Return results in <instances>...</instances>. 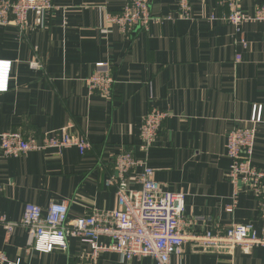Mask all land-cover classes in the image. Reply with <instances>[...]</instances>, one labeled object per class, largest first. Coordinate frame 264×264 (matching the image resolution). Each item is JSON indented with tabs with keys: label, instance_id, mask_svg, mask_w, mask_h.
Wrapping results in <instances>:
<instances>
[{
	"label": "crops",
	"instance_id": "obj_1",
	"mask_svg": "<svg viewBox=\"0 0 264 264\" xmlns=\"http://www.w3.org/2000/svg\"><path fill=\"white\" fill-rule=\"evenodd\" d=\"M127 1L52 0L42 26L33 14L23 33L0 26V63H10L7 88L0 92V135L14 131L39 139L66 131L90 145L83 155L75 147L0 155V216L19 223L27 203L44 210L51 202H69V218L114 209L115 189L106 186L114 158L123 150L144 156L139 130L154 108L170 116L149 150L148 166L162 190L185 195L183 231L251 223L260 235L264 181L261 198L241 187L235 210L226 212L231 188L225 144L227 134L247 125L260 106L252 165L264 173L262 25L246 23L236 33L221 20L228 10L218 0H188L190 20L177 18L179 0H150L152 16L169 19L126 36L105 22V14L121 11ZM261 1L241 0L239 9L252 15ZM32 60L42 69H30ZM103 63L115 79L108 97L90 94L86 86ZM27 239L22 227L10 235L0 229V254L11 264H74L88 254L86 246L68 239L66 251L42 255L27 247ZM99 264L156 263L104 253ZM171 264H264V247L222 255L188 241Z\"/></svg>",
	"mask_w": 264,
	"mask_h": 264
},
{
	"label": "built area",
	"instance_id": "obj_2",
	"mask_svg": "<svg viewBox=\"0 0 264 264\" xmlns=\"http://www.w3.org/2000/svg\"><path fill=\"white\" fill-rule=\"evenodd\" d=\"M241 0H218V5L227 8L228 13L221 20L230 25L236 33L246 23L262 25L264 40V1L258 4L252 15L239 9ZM53 9L52 0H0V26H15L19 33L29 29L27 18L35 16V24L42 26L44 18ZM180 20L192 18V7L188 0H179L175 10ZM166 17H154L150 12V0H128L121 11L105 14V22L115 26L123 35L147 32L153 24H161ZM214 18L212 17L211 20ZM0 74V92L6 90L10 63ZM30 69H42L35 60L28 64ZM115 79L108 64H99L98 70L86 80L90 94L108 97ZM169 112L151 109L142 120L139 151L142 158L132 152H119L113 162L114 173L107 178L106 186L115 189L116 206L112 210H90L79 218L68 217L69 202H51L43 210L27 203L19 223L10 222L0 216V229L10 235L14 228L27 231V247L39 254L49 255L55 250L66 251L67 240L76 239L86 246L88 254L77 258L74 264H99L104 253H114L121 260L150 258L156 264H171V258L179 256L183 245L194 242L203 251L231 255L234 250L248 255L256 247H264V229L257 234L251 223H232L224 228L214 226L201 234L183 231L185 195L161 189L154 179V170L148 166V153ZM261 122V107L254 106L247 125H238L226 136L225 152L229 160L227 181L231 188L227 213H233L241 187H248L258 198L262 197L264 173L252 165L256 127ZM75 147L81 155L90 148L85 138H78L66 131L53 136H24L19 132H4L0 135L2 158H17L32 151L53 149L58 153ZM128 180H132L130 185ZM133 185V186H132ZM3 187L0 184V193ZM264 220V213L261 215ZM101 239H106L107 243ZM0 264H11L0 254Z\"/></svg>",
	"mask_w": 264,
	"mask_h": 264
},
{
	"label": "trees",
	"instance_id": "obj_3",
	"mask_svg": "<svg viewBox=\"0 0 264 264\" xmlns=\"http://www.w3.org/2000/svg\"><path fill=\"white\" fill-rule=\"evenodd\" d=\"M263 1H261L260 3H262Z\"/></svg>",
	"mask_w": 264,
	"mask_h": 264
}]
</instances>
